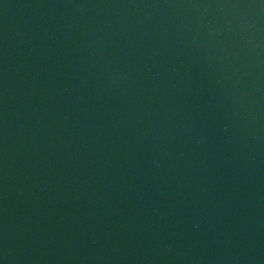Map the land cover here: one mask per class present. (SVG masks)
<instances>
[{"label": "water", "instance_id": "obj_1", "mask_svg": "<svg viewBox=\"0 0 264 264\" xmlns=\"http://www.w3.org/2000/svg\"><path fill=\"white\" fill-rule=\"evenodd\" d=\"M0 264H264V0H0Z\"/></svg>", "mask_w": 264, "mask_h": 264}]
</instances>
